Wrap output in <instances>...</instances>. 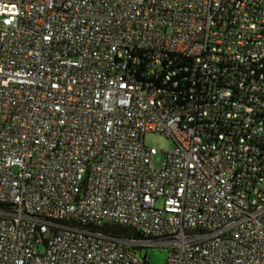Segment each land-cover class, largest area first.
<instances>
[{
	"label": "built area",
	"instance_id": "obj_1",
	"mask_svg": "<svg viewBox=\"0 0 264 264\" xmlns=\"http://www.w3.org/2000/svg\"><path fill=\"white\" fill-rule=\"evenodd\" d=\"M143 249L264 264V0H0V264Z\"/></svg>",
	"mask_w": 264,
	"mask_h": 264
},
{
	"label": "rangeland",
	"instance_id": "obj_2",
	"mask_svg": "<svg viewBox=\"0 0 264 264\" xmlns=\"http://www.w3.org/2000/svg\"><path fill=\"white\" fill-rule=\"evenodd\" d=\"M145 144L148 147L158 149L157 155L152 159V163L155 167H161L165 160V152L174 148L175 143L172 139L162 136L160 134H147L145 137ZM148 256L151 264H167L168 252L166 249L149 250L143 249L139 252V256L144 258Z\"/></svg>",
	"mask_w": 264,
	"mask_h": 264
},
{
	"label": "trees",
	"instance_id": "obj_3",
	"mask_svg": "<svg viewBox=\"0 0 264 264\" xmlns=\"http://www.w3.org/2000/svg\"><path fill=\"white\" fill-rule=\"evenodd\" d=\"M106 235L113 236L116 238L125 239H141V236L129 228H125L118 225L104 224L102 226H97L94 228ZM145 258V257H144Z\"/></svg>",
	"mask_w": 264,
	"mask_h": 264
}]
</instances>
